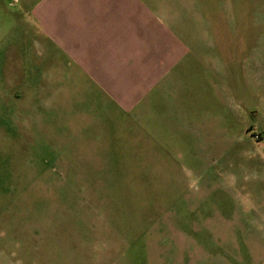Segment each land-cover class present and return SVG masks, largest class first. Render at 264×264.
Here are the masks:
<instances>
[{
    "label": "rangeland",
    "instance_id": "374dc122",
    "mask_svg": "<svg viewBox=\"0 0 264 264\" xmlns=\"http://www.w3.org/2000/svg\"><path fill=\"white\" fill-rule=\"evenodd\" d=\"M199 1L198 26L226 27L219 42L239 57L226 155L124 147L111 163L59 138L24 83L17 0H0V264H264V0Z\"/></svg>",
    "mask_w": 264,
    "mask_h": 264
},
{
    "label": "crops",
    "instance_id": "0c3cea01",
    "mask_svg": "<svg viewBox=\"0 0 264 264\" xmlns=\"http://www.w3.org/2000/svg\"><path fill=\"white\" fill-rule=\"evenodd\" d=\"M199 3L17 0L14 40L30 70L24 83L33 98L46 101L59 138L111 163L121 160L124 147L173 145L183 158V148L197 145L224 157L226 77L234 56L218 39L226 27L198 26L192 4ZM144 154L157 159L151 150ZM257 172L262 181L264 165Z\"/></svg>",
    "mask_w": 264,
    "mask_h": 264
}]
</instances>
